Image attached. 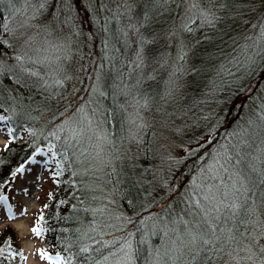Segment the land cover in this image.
Listing matches in <instances>:
<instances>
[{
    "label": "trees",
    "instance_id": "16d2710c",
    "mask_svg": "<svg viewBox=\"0 0 264 264\" xmlns=\"http://www.w3.org/2000/svg\"><path fill=\"white\" fill-rule=\"evenodd\" d=\"M14 8L0 5V113L13 130L0 151V195L36 149L56 146L61 174L44 215L64 264H260L264 0H15ZM168 141L181 155L158 172ZM237 171L254 181L236 194L254 212L206 217ZM206 220L223 231L213 236ZM190 233L211 243L192 246ZM8 242L0 234V264H21Z\"/></svg>",
    "mask_w": 264,
    "mask_h": 264
},
{
    "label": "rangeland",
    "instance_id": "374dc122",
    "mask_svg": "<svg viewBox=\"0 0 264 264\" xmlns=\"http://www.w3.org/2000/svg\"><path fill=\"white\" fill-rule=\"evenodd\" d=\"M0 117L4 119L0 121V151L11 142V136L7 135V129L10 128L5 116L0 113ZM247 137L248 133H244ZM162 145L160 155L156 158L154 168L158 172H163L168 168L170 161L180 158L181 153L177 150L176 144L168 141ZM176 148L173 157H168L170 152ZM41 155L32 156L38 164L33 168L35 163L23 164V173H17L11 176L9 181L2 189L1 195L6 197V201L0 202V234L7 238L8 243H15L16 248L21 252L22 263H26L25 252H29L30 264H64L63 258L53 245V237L50 235L51 229L46 221L45 213L49 204L50 197L56 184L57 176H54V159L52 153L47 149L39 148ZM29 161V160H28ZM47 161V163H45ZM40 168V170H38ZM161 169V170H159ZM156 171V172H157ZM26 177L28 180H26ZM39 178V179H38ZM21 186V187H20ZM9 216L12 219H9ZM43 216V220L39 221V226L44 229L40 236L32 233V228L37 226L38 218ZM21 223L22 228H18L16 223ZM187 222V220H185ZM185 230H182L184 232ZM164 246L171 247L169 237H166ZM46 254L50 259H41V254ZM57 258L59 260L57 261Z\"/></svg>",
    "mask_w": 264,
    "mask_h": 264
},
{
    "label": "snow or ice",
    "instance_id": "6c2138e0",
    "mask_svg": "<svg viewBox=\"0 0 264 264\" xmlns=\"http://www.w3.org/2000/svg\"><path fill=\"white\" fill-rule=\"evenodd\" d=\"M46 2V0H45ZM7 4L9 6L10 9L15 11L14 8V4H15V0H0V5H4ZM197 5L194 2L192 7L195 8ZM41 8L44 7V3H41L40 5ZM201 15L205 16V20L207 23L212 24L214 23V20L216 19V17H212L211 19H208V15L204 12L201 13ZM4 29L6 31H8V27L7 25H4ZM137 31H139V29H137ZM262 34H264V26H262ZM2 42V41H0ZM150 43V41L145 40L143 37H141V44H148ZM143 51V48L141 47L140 50L137 51L136 56H137V61L134 62L135 63V67L137 69L142 68V66L144 65V56L141 54ZM187 53L183 52L181 50V53L179 55V59L180 60H184L186 58ZM16 59L18 61L22 60V57L17 56ZM249 61L250 63H254V61H251V58L249 57ZM250 66V65H249ZM3 72V64L0 63V74H2ZM231 74V73H229ZM33 75H35V73H33ZM243 88L242 86L238 89L239 91H242ZM4 118L0 117V121H2ZM13 130L11 128L7 129V135L11 136L12 135ZM55 145H51L48 148V152H53V149L55 148ZM41 150L40 149H36L33 153V156H38L41 155ZM53 158H55V153H53ZM229 160H231V157H229ZM36 161L33 159H29V161H27V163H35ZM45 163H47V161H45ZM237 163L242 164L243 163V157H240V159L237 161ZM60 165L57 164V168H59ZM253 171H256V169L253 167L252 169ZM24 171V165L21 164L20 167H18L17 169H15V171L12 173V176H15L17 173H23ZM225 171H227V169H225ZM61 174V172H56L54 173V176H59ZM258 175L260 176V180H259V184L260 185H264V171H261L258 173ZM230 179L233 180V184L231 187L230 191H225L224 193H222L221 195L218 196H214L212 197L213 200L216 201L214 208L206 210L205 215L206 217L211 215L213 212L216 215L212 216L213 220L219 221L221 219H229V218H236L238 215H242L244 212H248V213H252L254 212V209L249 208L247 205L245 204H241L240 200H239V196L236 194L241 193V190L243 189V193L246 194L247 192L250 191V189L247 187V183L249 182H254L252 180L251 177L244 175V173L242 171H237L234 172L232 174L231 177H229ZM39 179V178H38ZM238 185V186H237ZM230 196L233 197L230 199ZM49 197H51V194H49ZM207 199V198H206ZM6 201V197L0 196V202ZM45 207H47V205H45ZM9 219H12L11 216H9ZM43 220V216L38 218V223L36 227L32 228V233L35 236H40L41 233L44 231V229L42 227L39 226V221ZM241 223H248V221H241ZM262 224H264V221L261 222ZM206 224L208 225L207 227V231L210 232L213 236H216V232L219 231H223V229H218L217 227H212L210 223H208V221L206 220ZM196 227H201L200 225H196ZM191 239L188 242V244L195 246L197 243V240H201L202 243L204 245H209L211 243V240L206 238L207 233H197V234H192L190 233ZM235 235L233 234L231 236V239L235 240ZM261 239H264V233L261 234ZM216 239H219V237H216ZM251 240L254 242L256 240L255 236L251 237ZM130 247V245H129ZM185 247H188V245H185ZM242 251H246L248 252V257L247 259L251 260L252 259V248L248 245H244L241 248ZM259 250L261 254H264V246H259ZM199 255V251H196L193 253L192 259L195 260L196 256ZM41 259H50V257H48L46 254H41ZM59 260V258H57V261ZM189 264H191V262H189ZM237 264H239V261L237 262ZM253 264H255V261H253ZM260 264H264V260L260 261Z\"/></svg>",
    "mask_w": 264,
    "mask_h": 264
},
{
    "label": "bare ground",
    "instance_id": "6f19581e",
    "mask_svg": "<svg viewBox=\"0 0 264 264\" xmlns=\"http://www.w3.org/2000/svg\"><path fill=\"white\" fill-rule=\"evenodd\" d=\"M33 166V165H32ZM26 180H28V178L26 177ZM21 187V186H20ZM16 226L18 227V228H22V225H21V223L18 221V223H16ZM25 256H26V263L25 264H30V261H29V252L28 251H26L25 252Z\"/></svg>",
    "mask_w": 264,
    "mask_h": 264
}]
</instances>
